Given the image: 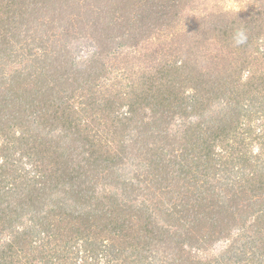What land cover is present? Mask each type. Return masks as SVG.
<instances>
[{
    "label": "trees",
    "instance_id": "1",
    "mask_svg": "<svg viewBox=\"0 0 264 264\" xmlns=\"http://www.w3.org/2000/svg\"><path fill=\"white\" fill-rule=\"evenodd\" d=\"M187 1L115 0L76 68L29 39L46 0H0V264H264V11L153 51Z\"/></svg>",
    "mask_w": 264,
    "mask_h": 264
},
{
    "label": "rangeland",
    "instance_id": "2",
    "mask_svg": "<svg viewBox=\"0 0 264 264\" xmlns=\"http://www.w3.org/2000/svg\"><path fill=\"white\" fill-rule=\"evenodd\" d=\"M67 1L69 5L68 3L66 4ZM114 1L115 0H46L47 5H42L43 3L39 5L42 16L36 20L38 21L37 23L34 21V25L30 29L34 38L28 34L29 39H31L32 42L33 39H35L33 43L34 46L40 48V45H42L40 37H49L50 39H48L47 42L45 40V44L50 46L59 44L60 47L62 42L65 41L63 37L69 35L70 41H67V44L69 48L70 45H73L71 51L73 52L72 62H75L74 66L78 68L77 63L80 66H85L84 63L90 61V58H93V51L99 48L93 37L97 38V35L100 37L98 34L100 33V28L98 29L99 31H97L99 25L96 26L98 22L94 20L98 18L100 24L102 23L101 27L109 22L111 26H115V20L111 22V16H109V12L114 13V7H116ZM31 7H34V5H31ZM260 10L264 11V0H188L184 3L181 10L183 14L185 13L184 17L180 18L181 23L178 24L181 31H175L174 35L173 32L165 31L172 35H159L162 36L160 39H158V35L155 34L157 39L152 38V41L155 40V43H152L153 51H160L162 48H165V50H170V52L174 54V51L169 47L170 45L168 46L165 42L169 40V37L173 38L176 35V40L173 39L177 48L175 49L176 55L180 54L185 57L190 56L195 58L199 55V57L204 56V54H207L206 51L209 52L218 49L221 51V47L224 46L227 48L221 41L222 33L226 29L231 33L234 27H241L244 25L245 22L240 24L241 20L238 23L240 16L244 14H247V17L250 19L249 22H251V19H254L253 16ZM41 20H43V22H41ZM261 28L264 30V25L261 26ZM113 32L115 33V31ZM190 34L192 37L190 40L196 43V46L202 49L203 52H198L199 50L196 47L189 46L187 43L188 39L185 35ZM263 34L264 32L262 35ZM255 45H257L256 42ZM251 49L256 51L252 47ZM263 69L264 64L262 63L261 70ZM79 97V95H76L71 101L73 111L74 108L78 110V107H81ZM12 107L14 106H11V108ZM90 120L91 118L88 119V121ZM91 123L97 125L95 120H92ZM15 127L18 130L17 125ZM59 133L60 132L56 130V134ZM57 139L61 138L57 137ZM62 143L69 147L70 138H63ZM68 147L67 149H70ZM75 153L78 155V151ZM48 163H50L49 160ZM132 167L133 169H138L135 172H140V170H142L141 166L136 164H133ZM169 187H173V185L171 186L170 184ZM157 192L156 198L163 201L164 197L160 196V190H157ZM219 250L220 248H217L216 252H219Z\"/></svg>",
    "mask_w": 264,
    "mask_h": 264
},
{
    "label": "clouds",
    "instance_id": "3",
    "mask_svg": "<svg viewBox=\"0 0 264 264\" xmlns=\"http://www.w3.org/2000/svg\"><path fill=\"white\" fill-rule=\"evenodd\" d=\"M235 43L237 45L242 44L246 40V36L242 31H238L236 35L234 36Z\"/></svg>",
    "mask_w": 264,
    "mask_h": 264
}]
</instances>
